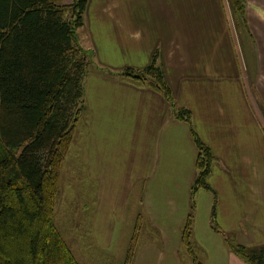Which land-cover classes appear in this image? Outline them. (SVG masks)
Returning <instances> with one entry per match:
<instances>
[{
    "label": "crops",
    "instance_id": "0c3cea01",
    "mask_svg": "<svg viewBox=\"0 0 264 264\" xmlns=\"http://www.w3.org/2000/svg\"><path fill=\"white\" fill-rule=\"evenodd\" d=\"M114 1L121 8L102 12V27H86L84 39L79 34L84 23L77 29L79 42L93 51L95 66L85 74L86 84L83 79L86 151L85 131L81 133L78 124L79 133L72 141L77 144L71 168L82 170L95 187L87 240L79 236V241L94 259L91 263L104 255L115 258L116 264H125L140 215L129 264H184L186 256L188 264H193L180 239L181 226L192 213L191 238L202 264L209 259H213L210 264H245L230 250L224 236L211 228L212 191L204 189L202 211L197 203L203 190L199 188L191 208L197 149L189 123L173 116L161 92L107 71L119 66L99 58L92 33H100L105 26L108 32L112 26V38L107 36L102 42L105 49L119 52L126 60L124 66L142 67L157 53L156 62L175 104L191 110L195 131L212 150L214 160L207 181L216 192V221L229 231L234 218L225 213V207L223 215L218 209L229 197L241 196L248 203L249 196L255 195L257 163L264 166V117L258 104L264 109V0H243L240 18L232 15L227 0ZM133 142L131 151L136 154L128 155ZM104 210H110L108 221L106 215L101 216ZM116 211L119 216L113 225H126L127 229L119 237L97 240L95 225H107ZM200 212L202 218H198ZM246 227L250 235V225ZM250 238L244 243L255 244L254 232Z\"/></svg>",
    "mask_w": 264,
    "mask_h": 264
},
{
    "label": "trees",
    "instance_id": "16d2710c",
    "mask_svg": "<svg viewBox=\"0 0 264 264\" xmlns=\"http://www.w3.org/2000/svg\"><path fill=\"white\" fill-rule=\"evenodd\" d=\"M88 0H0V264H80L59 231L55 200L61 164L86 109L83 79L93 51L78 40ZM235 18L243 0H229ZM154 52L142 67L107 69L136 85H146L170 103L176 119L190 125L196 174L191 208L199 188L210 189V225L230 250L248 264H264V243H234L216 221V192L207 181L214 155L192 125L191 110L174 102ZM137 216L125 254H134ZM192 213L180 231L193 264Z\"/></svg>",
    "mask_w": 264,
    "mask_h": 264
},
{
    "label": "rangeland",
    "instance_id": "374dc122",
    "mask_svg": "<svg viewBox=\"0 0 264 264\" xmlns=\"http://www.w3.org/2000/svg\"><path fill=\"white\" fill-rule=\"evenodd\" d=\"M230 10V2L227 0ZM120 2L114 1V0H88L86 9L84 11V25L81 27V30L79 31L80 36L84 39L85 37V28L90 27L91 29H94L99 26H103L101 23V20H105L104 18H101V13L106 10H118L120 9ZM232 11V10H231ZM233 15V12H231ZM107 26L103 28V31L101 30L100 33H96L93 31L92 35L94 36V42L97 46V54L100 59H102L104 62H108L112 65L119 66V69L124 68L128 65L125 63V59L123 57L119 56V52L115 49H105V45L103 44L102 40L104 41V38L106 39L107 36L112 38L111 30L112 26L109 27L108 32ZM110 33V34H109ZM109 34V35H108ZM115 47H119V44L116 43ZM224 51L227 53L229 51V46L225 44ZM132 58L136 59L135 54L131 56ZM108 59V60H105ZM138 60V59H137ZM95 67L92 62L89 66ZM89 69V68H88ZM109 69V68H107ZM87 83L86 77L84 78V84ZM258 99V98H257ZM258 102V100H257ZM86 107L87 103L85 101ZM260 106V109L262 111L263 117H264V109L260 105V102L258 103ZM85 115L87 114V110L85 109ZM85 119H81L78 122V128H80V132L82 133V140H83V147L86 151L87 149V133L88 131L83 129V126L85 125L84 122ZM87 126V124H86ZM79 133L76 131V134ZM78 140V139H77ZM77 144L74 142L70 143L69 146V153L67 154L66 158L61 164V167H63V170L61 171V167L59 170V176H58V192L56 195L55 200V214L54 219L55 223L73 250L74 254L76 255L77 259L81 264H116L115 258H109V256H104L97 259L96 262L91 263L94 259H92L91 255H89L88 249L84 250L79 239L80 237L83 238L85 241L87 240V222L89 219V215L93 214V199L95 196V187L93 183H90V180L87 179L86 174L80 170V169H73L71 168V156L72 152L75 150L73 147ZM134 142L131 144L130 149L128 148V155L136 154L135 151H131L133 147ZM80 156V154H79ZM87 152L85 153V156L83 158V161L85 158H87ZM87 161V159H86ZM63 165V166H62ZM79 165H81V162H79ZM219 173L218 171L216 172ZM215 173V174H216ZM79 175L76 177L75 175ZM209 176V175H208ZM221 176V173H220ZM241 179H239L240 181ZM256 182V188H255V195L249 196L248 203L247 201H244L241 196L234 197L233 199L229 197L225 200L224 206L222 205V208L218 209V214L223 215V207H225V213L230 214L233 220V225L230 227V230L224 229V234H227L229 238L234 243H244L247 240H250V235H253L255 241L252 243L259 244L264 242V166L261 167L260 164L257 163V179L255 178ZM98 186V183H97ZM200 193L197 203L199 204V209L203 211L204 206V191L205 188ZM205 189V190H204ZM209 190V189H208ZM207 190V191H208ZM199 191V190H198ZM197 191V192H198ZM247 198V195H246ZM247 205L250 208H247ZM227 208V210H226ZM216 210V209H215ZM99 210H96V219L98 218ZM106 215L107 221L110 219V210H104L101 213V216L103 217ZM113 218L107 223V225H103L104 223L99 222L98 225H95L94 232L95 237L99 241H105L108 240V237L111 235H114L115 237L120 233L123 234L125 229H127L126 225H121L120 227L118 225H113L114 221L119 216L118 211L115 212ZM203 213L201 215V212L198 216V218H202ZM127 221V218L125 219ZM250 225V227H249ZM248 226L250 229L251 234H248ZM201 229V227H199ZM212 228V227H211ZM222 228V227H221ZM223 229V228H222ZM226 230V231H225ZM123 231V232H122ZM199 233H202L199 230ZM221 233V232H219ZM222 234V233H221ZM118 235V237H119ZM223 235V234H222ZM80 236V237H79ZM249 236V237H248ZM76 241V242H75ZM114 242V241H113ZM253 245V244H252ZM107 255V254H106ZM213 259H209L207 261V264H210V261ZM184 264H188V257H183L182 259ZM244 261V260H243ZM98 262V263H97ZM245 262V261H244ZM245 264H248L245 262Z\"/></svg>",
    "mask_w": 264,
    "mask_h": 264
}]
</instances>
